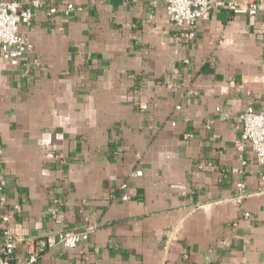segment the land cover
<instances>
[{"label": "crops", "instance_id": "1", "mask_svg": "<svg viewBox=\"0 0 264 264\" xmlns=\"http://www.w3.org/2000/svg\"><path fill=\"white\" fill-rule=\"evenodd\" d=\"M40 1L81 11L38 13L30 51L0 55L4 209L34 264H264L260 166L234 145L239 113L264 112V11L215 8L187 40L164 0Z\"/></svg>", "mask_w": 264, "mask_h": 264}, {"label": "built area", "instance_id": "2", "mask_svg": "<svg viewBox=\"0 0 264 264\" xmlns=\"http://www.w3.org/2000/svg\"><path fill=\"white\" fill-rule=\"evenodd\" d=\"M224 7L233 13L256 15L264 11V0H164V8L168 20L180 29V36L187 40L196 37V24L199 20L207 19L215 8ZM81 11L79 6L67 3L62 7L44 5L40 0H30L22 6L17 1L0 0V55L8 59H17L30 51L31 45L26 37L19 33V24L30 25L34 17L39 13L47 18L56 15L68 17L75 12ZM186 61L185 59L183 60ZM180 105H176L179 108ZM239 136L234 145L243 153L249 146L254 153L255 161L260 169L258 176L261 187L264 189V112L256 111L251 105H247L237 117ZM141 170H135V176L141 175ZM6 180L0 179V223L2 226L0 235V264H34L39 255V248L30 245L28 239L24 240L19 229L10 230L7 223L9 214L4 209V190ZM238 193L234 199L240 202L246 193L243 190L242 181L236 183ZM121 188L126 187L122 183ZM122 199H128V195L122 194ZM247 216L248 213H243ZM60 215L54 212L56 222L60 221ZM87 230L66 229L56 234L59 244L66 248H74L87 237ZM24 240L27 245L26 256L22 259L14 258V251L18 243Z\"/></svg>", "mask_w": 264, "mask_h": 264}]
</instances>
